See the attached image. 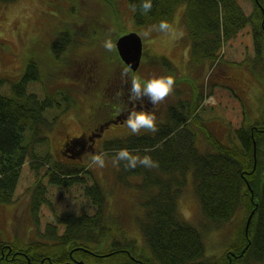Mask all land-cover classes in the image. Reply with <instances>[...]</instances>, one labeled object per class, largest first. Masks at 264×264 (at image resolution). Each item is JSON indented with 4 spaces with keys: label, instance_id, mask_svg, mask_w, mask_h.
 <instances>
[{
    "label": "rangeland",
    "instance_id": "374dc122",
    "mask_svg": "<svg viewBox=\"0 0 264 264\" xmlns=\"http://www.w3.org/2000/svg\"><path fill=\"white\" fill-rule=\"evenodd\" d=\"M240 2L246 13L253 11L251 0ZM185 8V3L179 4L170 22L173 30L182 32V36L173 37L170 33L152 30L150 35L145 37L143 34L153 25H138L128 0L0 2V75L16 79L23 74L28 61L33 59L46 75L44 82L47 89L42 83L32 81L27 87L28 91H34L39 99H44L46 91L51 93L55 89L64 88L69 90V95L74 99L72 102L71 99L62 100L61 108L52 106L46 109L45 114L50 120L53 116H58V121L53 122V128L47 133L49 140L38 143L26 134V142L32 143L39 160L49 154L50 160H60L67 165L84 164L87 169L82 173L85 180L72 186L53 185L44 178L45 194L52 205H49V202L42 203L35 219L30 208L29 187L34 183L36 175L31 166L32 158L28 154L21 166L14 199L10 202H0V241H17L22 244L45 239L41 233L46 230L48 223L55 222L54 209L59 215L69 212L93 213L95 207L90 196L86 194V188L99 183L106 194L108 215L105 223L114 234L113 237L134 239V253L138 256L149 255L140 225L146 218L148 195H155L158 188L153 185L147 187L145 167L138 166L136 169L142 168L140 171H130L125 169L123 162L114 166L111 161L116 152L111 154L104 146L107 140L135 135L127 128L126 119L122 123H110L94 151L86 150L81 156H69L71 150L78 152L77 145L71 142L65 146L62 144L66 138L75 139L102 121L112 119L118 113L115 95L120 94L124 86L129 88L130 79L125 82L121 76L122 70L128 65L116 59L118 49L108 52L102 47L103 41L109 36L116 42L118 37L131 31L141 34L144 55L139 68L133 70L132 74L139 76L142 81L167 75L175 77L173 93L160 107L163 115L161 118L157 116L156 121L160 120L159 123L156 122L157 127L168 121L166 111L169 104L187 105V101H191V104L198 103L196 116L190 118L185 125H179L178 121L180 114H184L186 110L182 107L179 111L175 119L177 128L174 136L178 138L179 131L191 130L196 135V144L201 151L214 149L212 136L223 143L231 142L232 134L243 121L250 123L262 115L264 69L259 70V64L257 69L253 68L255 47L251 25L240 29L236 36L224 45V54L218 63H212L209 59L195 62L192 61L191 44L184 24ZM60 32H68L73 41L59 60L52 50V42ZM67 66L71 67L72 71L66 75L58 74L66 72ZM129 76L131 78V74ZM121 86L122 89H118ZM2 91H10L9 83L4 85ZM142 101L151 103L147 97L142 98ZM67 103L70 105L67 106ZM143 134L154 133L142 129L138 135ZM162 145L163 143H160V146ZM162 149L160 148L161 151ZM161 151L158 154H161ZM105 152L108 155L103 169L89 167L92 155ZM71 157L78 159L71 161ZM45 167L46 165L40 166L41 174L45 172ZM154 171L163 181L172 178L165 172L167 170L156 168ZM173 177L178 179L184 176L175 173ZM185 177L186 184L176 198L179 213L203 231L206 256L218 258L229 248H236L242 241L244 230L240 232V229L244 227L246 207L240 205L229 221L216 224L202 214L192 172L187 173ZM172 181L175 188L174 179ZM245 227L246 231H249L247 224ZM59 228L63 232L65 226L61 224ZM93 244L99 251L102 250L99 243ZM246 245L245 243L244 246ZM244 250L242 247L240 254H244ZM248 261V264H264V254L262 259L253 257ZM77 262L107 264L106 261L95 257L90 258L88 262L82 259Z\"/></svg>",
    "mask_w": 264,
    "mask_h": 264
},
{
    "label": "trees",
    "instance_id": "16d2710c",
    "mask_svg": "<svg viewBox=\"0 0 264 264\" xmlns=\"http://www.w3.org/2000/svg\"><path fill=\"white\" fill-rule=\"evenodd\" d=\"M15 1L17 0H0L2 3ZM128 1L131 6H137L134 11L136 23L153 26L158 25L161 20L170 23L177 6L185 3L184 24L191 44L192 61L195 62L204 59H209L212 63L219 62L224 54V45L240 29L250 24L255 47L253 68L257 69L259 64V70L264 69V0H251L254 7L251 13L245 12L240 0H152L151 11L143 14L139 11L141 0ZM72 41L68 32H60L54 39L52 50L59 60ZM116 59L123 61L119 53ZM70 71L71 67L67 66L66 72L58 74L66 75ZM45 76L33 59L28 61L23 74L16 79L0 75V202L14 199L21 166L30 154L31 166L36 175L34 183L29 187L30 208L35 219L42 203L49 202L52 205L45 194L44 178L53 185L67 187L84 181L82 173L87 171L84 164L67 165L60 160H50L49 154L39 160L32 143L26 142V134L38 143L49 140L47 133L53 128V122L58 121V116H53L50 120L45 114L46 109L52 106L61 108L64 99H71V102L74 100L69 95V90L64 88L55 89L51 93L46 91L44 99H39L34 91L27 90L32 81H38L45 87ZM127 79H131L130 76ZM8 83L10 91L5 93L2 88ZM128 85L129 88L124 86V90L115 95L117 104L121 102L120 96L129 92L131 85ZM118 89H122V86ZM186 103L187 105L178 103L169 108L171 117L166 124L157 127L155 135L125 136L107 140L104 145L111 154L127 148L132 154L151 156L159 163L157 169L167 170L165 172L172 177L163 181L155 175L156 168H146L147 187L153 185L158 188L155 195H148L146 218L140 225L149 245L148 256L136 255L132 241L109 239V228L105 223L106 194L99 183H94L87 186L86 194L97 209L95 213L69 212L59 215L53 208L55 222L48 223L46 230L41 233L45 239L22 244L17 241H0V264H79L77 261L82 259L88 262L92 257L106 261L107 264H248L250 258L262 259L264 110L252 122L243 121L232 134L231 142L223 143L212 136L214 149L203 152L197 146L196 135L191 130L179 131L178 138L174 136L177 128L175 119L182 107L186 112L180 114L179 125H185L190 118L196 116L198 103ZM160 143L163 145L160 146ZM160 148H163L162 151ZM159 151L161 154H158ZM70 153L69 156H78L76 151ZM41 165H46L42 174L39 172ZM190 172L195 180L196 193L205 218L216 224L224 223L243 205L246 207L245 227L251 215L249 231H246V227L240 229V232L244 230V235L239 245L229 248L218 258L206 256L203 231L179 213L176 198L182 193L186 184L185 176ZM175 173L184 177L177 179L173 177ZM148 193L151 194L150 191ZM61 224L65 226L63 232L59 228ZM248 240L249 243L246 242ZM94 242L99 243L102 250L99 251ZM242 247L245 248L244 254H240Z\"/></svg>",
    "mask_w": 264,
    "mask_h": 264
},
{
    "label": "clouds",
    "instance_id": "9594fccd",
    "mask_svg": "<svg viewBox=\"0 0 264 264\" xmlns=\"http://www.w3.org/2000/svg\"><path fill=\"white\" fill-rule=\"evenodd\" d=\"M152 6V0H141L139 11L142 14L148 13L151 11ZM132 7L134 11L137 10L136 5ZM152 30L170 33L173 37L183 35L182 32L177 33L174 31L167 20H161L158 25H154L151 29L145 31L143 35L145 37L149 36ZM102 47L106 51L112 52L117 49V43L109 36L103 41ZM132 73L133 70L130 65L125 67L121 72V76L125 79V82H127V78L131 74L129 100L132 102H142V98L147 97L150 102L156 106L164 102L165 99L173 93L175 86V77L173 75L153 77L147 81H142L139 76ZM125 123L130 132L135 135L140 134L142 129L151 133H156L158 131L154 112L144 110L132 111L128 115ZM145 151H150V149H145ZM107 155L106 152L92 155L89 167L95 166L99 169H103L106 166ZM111 162L114 166H119L120 162H124L126 170L136 169L138 166H143L148 169L159 167V163L154 161L151 156L145 155L141 157L139 155H134L127 148L118 150Z\"/></svg>",
    "mask_w": 264,
    "mask_h": 264
},
{
    "label": "flooded vegetation",
    "instance_id": "af4514ba",
    "mask_svg": "<svg viewBox=\"0 0 264 264\" xmlns=\"http://www.w3.org/2000/svg\"><path fill=\"white\" fill-rule=\"evenodd\" d=\"M129 95H130V92L126 93L123 96H120L119 101L121 102H119V104L116 106L118 113L115 114V116L112 119L102 121L98 126L91 128L89 131L87 130L86 132L81 133L75 139L66 138L62 144L65 146V145H68V143L70 142L73 144L75 143L78 147L76 149L78 151L77 155L81 156L83 151H86V150L94 151L95 150V148L97 147V143L102 139L104 135V130L110 125V123H122L124 119H127L130 112L140 111V110L154 112L156 116V120H157V116L161 118V116L163 115V110L160 107L164 102L156 106L153 105L152 103L147 104L148 102H145V101H144L145 103L142 101L144 104H140V103L137 104V102H132L129 100ZM171 106L172 105L169 104L167 111H166L168 120L170 116L169 108ZM156 122L159 123L160 120ZM166 123H162L161 125L166 124ZM69 155H71L70 152H69Z\"/></svg>",
    "mask_w": 264,
    "mask_h": 264
},
{
    "label": "water",
    "instance_id": "95a60500",
    "mask_svg": "<svg viewBox=\"0 0 264 264\" xmlns=\"http://www.w3.org/2000/svg\"><path fill=\"white\" fill-rule=\"evenodd\" d=\"M116 43L119 55L122 60L127 65H130L133 70H137L143 57L144 43L141 34L136 31L128 32L118 37ZM250 219L251 215L249 217L247 227L249 225Z\"/></svg>",
    "mask_w": 264,
    "mask_h": 264
},
{
    "label": "bare ground",
    "instance_id": "6f19581e",
    "mask_svg": "<svg viewBox=\"0 0 264 264\" xmlns=\"http://www.w3.org/2000/svg\"><path fill=\"white\" fill-rule=\"evenodd\" d=\"M222 57H223V55H222ZM221 57V58H222ZM218 63V62H217ZM215 66V65H214ZM171 116H169V118H170ZM97 211V209H95L94 208V210H93V213H95ZM105 213H106V215L105 216H107L108 215V213H107V209H105ZM108 232H109V239H113V240H117V241H132L133 242V245H134V248L136 249V244H135V240L134 239H117V238H114L113 236H114V234H112L109 230H108ZM146 240V239H145ZM146 243H147V240H146ZM148 247L149 248V245H148V243L147 244H145V247Z\"/></svg>",
    "mask_w": 264,
    "mask_h": 264
}]
</instances>
